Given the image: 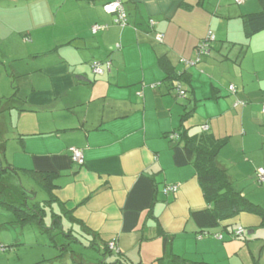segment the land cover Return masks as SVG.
Here are the masks:
<instances>
[{"label": "crops", "instance_id": "crops-1", "mask_svg": "<svg viewBox=\"0 0 264 264\" xmlns=\"http://www.w3.org/2000/svg\"><path fill=\"white\" fill-rule=\"evenodd\" d=\"M106 1L0 0V44L22 40L25 57L32 63L22 72L0 65V105L13 102L3 97L12 92L15 81L19 103L6 106L9 116L50 117L49 122L37 123L35 131L19 135L22 146H12L10 157L4 156L16 175L28 180L26 202L36 196L30 183L37 184L35 174L52 173L56 186L52 196L57 202L47 206L46 195L36 202L44 208V221L50 222L53 213L71 211V218L97 234L99 244L109 248L114 242L125 263L169 264L173 254L189 264H254L252 257L259 254L258 264H264V228L259 217L240 214L199 232L190 213L204 209L206 203L195 170L182 143L165 137L177 130L187 112L191 115L183 126L190 135L201 133V126L207 125L213 137L228 136L217 164L233 188L254 202L245 192L256 170L264 168V76L254 67L255 74L241 67L264 53V32L245 40L240 16L258 11L259 0L240 5L218 0L214 13L208 7L213 8L216 0H124L127 25L123 28L114 25L113 15L102 9ZM230 22L235 25L233 32ZM93 25L108 28L92 33ZM45 27H55L47 41ZM208 31L215 33L216 40L248 46L244 55L239 46L219 47L229 59L221 64L219 74L212 73L213 63L207 57L203 64L187 69L193 95L179 99L167 92L161 65L185 70L180 58L192 60L194 47ZM158 33L162 43L155 40ZM0 60L5 61L1 55ZM94 62L102 64L101 75L91 71ZM203 69L211 70L209 77L201 73ZM230 83L237 90L234 96L227 91ZM213 90L218 98L211 101ZM235 101L244 106L234 107ZM31 141L33 150L28 148ZM71 148L83 152V166L71 160ZM172 185L178 186L177 191L164 194ZM9 194L6 200L17 202L11 190ZM0 217L10 219L5 214ZM8 223L16 225L14 216ZM61 223L63 229L79 231L67 217ZM157 223L163 237L158 236ZM239 226L247 238L230 236ZM0 228L9 227L0 222ZM219 234L222 239L212 237ZM87 239L81 240L87 244ZM41 254L29 264L57 263V256L45 260ZM67 256L65 262L60 259L62 264H90ZM8 257L0 264H14Z\"/></svg>", "mask_w": 264, "mask_h": 264}, {"label": "trees", "instance_id": "trees-1", "mask_svg": "<svg viewBox=\"0 0 264 264\" xmlns=\"http://www.w3.org/2000/svg\"><path fill=\"white\" fill-rule=\"evenodd\" d=\"M108 1V0H107ZM106 1V2H107ZM124 1V0H123ZM237 2L234 0L235 4L240 5L245 2ZM105 2V3H106ZM104 3V4H105ZM260 9L256 12H252L249 14H244L240 16L242 33L245 40H249L255 35L264 32V0H259ZM103 4V5H104ZM103 9V6H102ZM114 17V16H113ZM114 19V18H113ZM113 22V20H112ZM161 35V33L155 34ZM26 38V35L24 36ZM157 41V40H156ZM163 41V38H162ZM158 42V41H157ZM162 43V42H158ZM218 48L216 49V47ZM223 45L228 47H240V54L244 55V52L247 48V44L233 43V42H224L216 40L215 33L212 31H208L204 38H202L197 45L194 47L193 53L194 57L192 60L182 59L180 58L179 64L184 66L182 72L174 71L173 67L168 68L161 65L166 74L163 79V83L167 88V92L174 93V95L179 99H184L188 96L190 98L193 95V86H192V78L191 74L186 71L189 68H193L199 64H203V59L209 60V64L213 63L211 67L212 73H217L222 67L221 64L225 63L226 60H229L227 55H221V49ZM220 47V48H219ZM213 52V53H211ZM216 54L214 56L210 55ZM164 62H160L162 64ZM3 64L0 60V65ZM92 71V68H91ZM201 73L207 77H209V73L211 70H200ZM252 73L254 71L251 69ZM95 75V74H94ZM17 79V77H15ZM13 78V80H15ZM15 82V81H13ZM11 84L12 92H10L6 97H3L6 100H15L18 99L17 95V86L15 84ZM228 94L234 96L237 94V90L234 84L230 83L227 87ZM216 90H213L212 96L210 99L214 101L218 97H216ZM181 94V95H180ZM263 102L264 104V92H262ZM236 103V101H235ZM234 103V107L238 105H243L244 103ZM261 106V112H262ZM264 115V113H262ZM191 115L190 112L184 113V116L181 118L180 126L177 130L172 131L170 134H166L165 137L171 141H178L182 143V149L186 155V158L189 160L190 164L193 166L195 170V175L197 177L198 185L203 193V198L206 203V207L201 210H196L190 213L191 219L194 221L196 226L199 228V232H203L206 229L216 228L221 224V222L230 220L239 216L240 214H249L259 217L261 220V226L264 228V208L261 206L252 203L249 199L242 196L239 191L233 188L232 183L227 176V173L224 169L218 166L217 164V156L219 155L222 148L227 145L229 137L215 138L213 135L208 133V128L206 131H203L201 128V133L196 135H190L188 133V129L184 128L183 124L186 122ZM207 126V125H205ZM20 139V138H19ZM77 149V148H74ZM80 150V149H77ZM81 151V150H80ZM82 152V151H81ZM0 154L3 157H0V205L10 209L15 217V224L25 225L32 222H37L39 227L46 233L51 241L55 244V248L59 252V255L56 258L62 259L65 256H70L74 260H82L84 262V257L81 253L76 252L70 245L72 244H81L83 247L87 249L94 250L98 255L99 259L97 260V264H129L125 263V259L119 255V252H116L115 243L113 248H108L107 244L101 243L99 244L97 240V234L93 233L90 229L79 223V221L71 218V211H66L62 215H51V221L49 226L47 227L44 223V208L42 205L35 202L34 199L30 202L29 205L26 201L23 202H8L3 197V185H5L2 181L3 174L7 172H13L16 175V168L12 167L8 163H5V148L3 144H0ZM71 154V153H70ZM83 154V152H82ZM71 158V156H70ZM84 158V155H83ZM77 164V163H75ZM84 164V163H83ZM83 164L79 166H83ZM257 171V170H256ZM35 180L39 183L42 190L45 192L47 199L44 203L50 207L52 202H57L55 198L52 196V191L56 188L55 175L52 173H39L35 174ZM256 177V172H255ZM175 189L170 192H164V194L175 193L178 189L177 185H172ZM165 190V189H164ZM163 190V191H164ZM34 194V193H33ZM25 200L27 198L25 197ZM70 217H69V216ZM62 217H67V219L72 224H77L79 226V231L72 229H63L61 219ZM69 217V218H68ZM156 228L158 229V236L163 237V231L159 227L158 223L156 224ZM236 227L234 230L230 231V236L233 239L244 237L245 229L243 228L244 233L240 236H235L234 232L239 229ZM242 228V227H241ZM61 236L63 239L61 244H56L54 242L57 236ZM221 235V234H219ZM222 236V235H221ZM88 237V243L85 245L81 239ZM213 237V235H212ZM264 247V245L262 246ZM6 252V246L0 243V253ZM115 257V258H114ZM259 254L258 256H253L254 264H258L259 262ZM55 258V259H56ZM113 260H110L112 259ZM109 260V261H107ZM169 264H189L187 261L182 259L176 255H170L168 257ZM83 264L82 262H80Z\"/></svg>", "mask_w": 264, "mask_h": 264}, {"label": "rangeland", "instance_id": "rangeland-1", "mask_svg": "<svg viewBox=\"0 0 264 264\" xmlns=\"http://www.w3.org/2000/svg\"><path fill=\"white\" fill-rule=\"evenodd\" d=\"M218 4V0L214 2V7L211 8L209 6L208 8L211 9V11L214 13L216 11V5ZM235 6V5H233ZM221 12L226 13V9L221 8ZM231 23V32L235 30L234 22ZM44 30V39L47 41L48 38H50V35H52V32H55V27H45ZM235 35V33H233ZM26 41V40H24ZM23 42L16 41L13 42L12 40L9 42V44H0V55L4 57L5 61H2V66L8 70L11 71L12 69H18L19 71L26 70V67L31 68L32 63H30L27 59V54H25L23 50ZM14 58V59H13ZM23 59V60H21ZM21 60V61H17ZM254 67L257 71H259V76H264V53L261 55H258L256 60L252 62L250 65V62H246L242 65L241 69L243 71H248ZM1 68V67H0ZM4 86L3 84H1ZM16 86V83L15 85ZM10 95V94H9ZM7 95V96H9ZM19 103L16 100H13V102L7 104V102H4L3 105H0V144H3L5 148V157L8 158V155L10 157L9 149L12 146L21 147L22 142H20L19 135L26 134L27 131H35V127L37 123L43 122V120H46V122H49V115H34V116H22L21 119L15 118V116H9V112L6 111L7 105L17 104ZM33 115V114H29ZM27 118V119H26ZM27 124L29 126H27ZM196 128V127H195ZM24 139L29 140V137H24ZM30 141V140H29ZM29 144V149L33 150L35 146H32L30 144H35L34 141L27 142ZM21 145V146H20ZM24 145V144H23ZM39 150V149H36ZM29 152V151H28ZM251 156V155H250ZM0 157H3L2 154H0ZM22 175V174H21ZM10 177L9 179L6 177ZM21 180V181H20ZM2 181L5 185H3V197L7 199L6 197H9L10 190L13 193L12 200L17 202H23L25 200L24 196V190H26V185L28 184V180L25 176H22L21 179L19 178V175L11 174L10 172H7V174H3ZM12 182V184H11ZM21 182L23 183V186L21 185ZM33 188V192L36 194L34 200L35 202H42L41 200L43 197L45 198V192H42V190L39 187V183L35 184L34 181H30ZM8 184L10 185V189L8 187ZM237 184V183H235ZM29 188V189H31ZM247 192L246 195L248 197L251 196L253 198L254 202L251 201L254 204L259 205L264 204V185L258 184L256 181V178L254 177L253 184L251 183L250 186L246 189ZM8 200V199H7ZM250 200V199H249ZM30 205V201L28 202ZM262 208L263 205H259ZM0 214H5L10 217L9 221L13 220V213L10 209L1 206L0 207ZM5 217H0V222L2 227H9L6 229L0 228V243L6 246V252L0 253V260L3 262L5 256H9L8 258L11 259L10 263L14 264H29L30 261L36 260L37 256H41V252L44 254V259L49 260L59 255V252L55 248V244L51 241L50 237L44 233V231L39 227L37 222L28 223L25 225H9V221L4 220ZM49 218V217H48ZM15 219V217H14ZM45 225L49 226V221H44ZM4 224V225H3ZM262 232L264 233V229H262ZM246 236V235H245ZM252 236V235H249ZM248 236H246L247 238ZM13 239H17L18 243L15 244ZM4 240V241H3ZM5 240H9V242H5ZM11 240V241H10ZM63 239L61 236H57L55 239L54 236V242L56 244H61ZM83 243L84 241L81 240ZM11 244V245H10ZM85 244V243H84ZM86 245V244H85ZM71 248H73L76 252H79L84 257L85 261L90 264H97V260L99 259V255L92 249H87L83 247L81 244H72L70 245ZM39 247V248H38ZM40 249V250H38ZM68 257V256H67ZM42 260V259H40ZM62 260V259H61ZM63 260L65 262L66 258L63 257ZM55 261H57L56 264H62L60 261V258H56ZM51 262V261H50ZM55 264V263H54Z\"/></svg>", "mask_w": 264, "mask_h": 264}, {"label": "built area", "instance_id": "built-area-1", "mask_svg": "<svg viewBox=\"0 0 264 264\" xmlns=\"http://www.w3.org/2000/svg\"><path fill=\"white\" fill-rule=\"evenodd\" d=\"M237 2H242L244 0H236ZM103 10L114 16L113 19V24L117 25L118 27H125L127 25V16L126 13L124 11V7H123V0H108L104 5H103ZM108 28L107 25H93L90 30L92 33H96L98 31H102V30H106ZM162 35H156V40L158 42H162ZM106 68L109 69V63H105ZM91 68H92V72L95 75H101L103 73L102 70V64L99 62H94L91 64ZM181 95V94H180ZM262 113H264V104L262 106ZM207 126H203L201 129L203 131L207 130ZM71 153V160L79 165L84 163V158H83V154L80 150L71 148L70 150ZM256 181L258 184H264V168H259L256 171ZM175 188L173 186H168L165 188V190L163 192H170L172 190H174ZM244 233L243 228H239L234 232L235 236H240ZM205 235H208L207 233ZM202 236H200L199 238H201ZM213 238L215 239H222L221 235H213ZM114 243H110L109 247L112 249Z\"/></svg>", "mask_w": 264, "mask_h": 264}, {"label": "clouds", "instance_id": "clouds-1", "mask_svg": "<svg viewBox=\"0 0 264 264\" xmlns=\"http://www.w3.org/2000/svg\"><path fill=\"white\" fill-rule=\"evenodd\" d=\"M256 178V177H255ZM261 185H264V184H261Z\"/></svg>", "mask_w": 264, "mask_h": 264}]
</instances>
